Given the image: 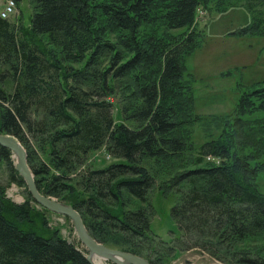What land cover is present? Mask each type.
I'll use <instances>...</instances> for the list:
<instances>
[{"label":"trees","instance_id":"1","mask_svg":"<svg viewBox=\"0 0 264 264\" xmlns=\"http://www.w3.org/2000/svg\"><path fill=\"white\" fill-rule=\"evenodd\" d=\"M30 1L27 25L0 15V133L26 148L40 193L74 206L98 242L151 264L189 250L223 264H264V192L256 183L264 172V85L243 92L233 116L204 118L184 63L201 43L191 29L201 8L244 5L253 21L231 35L264 36V0ZM154 23L167 32L149 35ZM181 29L188 31L170 33ZM210 118L227 126L197 147L194 127ZM103 147L115 161L91 166ZM13 155L0 145V162L28 200L17 203L0 187V264H92L52 232L49 210H36ZM161 164L171 179L163 190L177 196L179 234L166 256L152 259L141 241L153 233Z\"/></svg>","mask_w":264,"mask_h":264},{"label":"rangeland","instance_id":"2","mask_svg":"<svg viewBox=\"0 0 264 264\" xmlns=\"http://www.w3.org/2000/svg\"><path fill=\"white\" fill-rule=\"evenodd\" d=\"M5 2L6 0H0V10ZM209 8L207 11L202 8L198 11L196 21L191 29L201 35L199 36L201 43L191 55L185 58L184 63L187 73H192L195 79L196 100L194 107L196 114L204 118L228 114L233 116L241 94L264 85V36L231 35L232 32L250 25L253 21L252 13L244 5L217 11L215 1H211ZM32 16L31 1L22 0L17 5L16 12L10 15L9 20H21L27 25ZM146 28L147 25L144 30ZM147 29L150 32L149 35L152 32H167V29L160 23H154ZM187 31V29H181L170 31V33L177 36ZM123 91L126 92V87ZM117 95H120L118 90L116 97H113L115 102L114 116L117 122H121L123 117L118 110L120 98ZM224 122V120L213 122L210 118V124L207 127L204 126L203 122L196 125L194 127L196 146L198 147L206 140L211 139L208 138L211 137L210 134H213L214 137L221 134L222 128L227 126V123ZM13 158L17 164L14 155ZM113 161L115 160L109 157L106 148L103 147L91 155L90 165L101 168ZM150 163L154 165L153 162ZM159 169L164 170V174L159 177L151 195L155 209V214L151 218V231L153 233L148 239L149 242L141 241L143 247L147 245L148 248H153L148 252H146L147 250L144 251L147 255H152V259L157 258L155 252H158L162 257L166 256L168 254L166 249L169 246L175 247L176 244L173 239L179 234L178 226L172 217V209L177 203V196L170 190L167 193L163 190L164 187L168 188L170 184L171 179L166 176L169 169L163 164L155 165V170L158 171ZM256 183L259 189L264 192V172L258 175ZM0 187L6 188L8 197L17 203H24L28 200L25 188L11 182L8 167L2 162H0ZM36 208L37 211H42L41 205H36ZM46 215L51 221L52 232H58L69 242L83 250L85 255H90V250L80 240L71 218L51 211ZM161 240L166 243L161 244ZM108 247L122 250L120 247ZM101 263L113 264L107 260H102ZM163 263L223 264L199 250L177 252L176 254L173 251Z\"/></svg>","mask_w":264,"mask_h":264},{"label":"water","instance_id":"3","mask_svg":"<svg viewBox=\"0 0 264 264\" xmlns=\"http://www.w3.org/2000/svg\"><path fill=\"white\" fill-rule=\"evenodd\" d=\"M0 145L13 151L14 156L17 158L16 168L23 176L34 200L51 212L71 218L75 224L80 240L88 247L90 254L100 257L103 260L110 261L113 264H151L144 257L131 252L113 249L98 242L89 234L82 215L74 206L40 193L36 183L35 173L28 162L27 150L17 138L0 133ZM86 257L92 264H95L90 255Z\"/></svg>","mask_w":264,"mask_h":264},{"label":"built area","instance_id":"4","mask_svg":"<svg viewBox=\"0 0 264 264\" xmlns=\"http://www.w3.org/2000/svg\"><path fill=\"white\" fill-rule=\"evenodd\" d=\"M16 8V0H6V2L4 3V7L2 8V10H0V15L3 18L8 19L10 18V15L16 12Z\"/></svg>","mask_w":264,"mask_h":264},{"label":"bare ground","instance_id":"5","mask_svg":"<svg viewBox=\"0 0 264 264\" xmlns=\"http://www.w3.org/2000/svg\"><path fill=\"white\" fill-rule=\"evenodd\" d=\"M16 159H17V158H16ZM90 257H91L92 261H93L95 264H102L101 261H102L103 259H101L100 257H96V256H94L93 254H90ZM100 260H101V261H100Z\"/></svg>","mask_w":264,"mask_h":264}]
</instances>
